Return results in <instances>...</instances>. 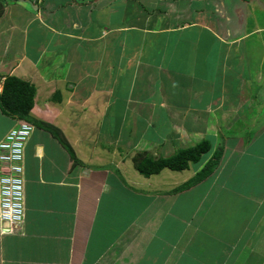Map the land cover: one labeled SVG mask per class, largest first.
<instances>
[{"label":"crops","instance_id":"1","mask_svg":"<svg viewBox=\"0 0 264 264\" xmlns=\"http://www.w3.org/2000/svg\"><path fill=\"white\" fill-rule=\"evenodd\" d=\"M128 1L120 14L112 12L114 0H41L36 11L21 0L4 1L0 90L9 75L34 84L31 116L53 132L36 125L26 141L24 217L10 233L0 221V264H163L164 254L172 257L183 244L179 237L157 241L155 226L158 249L152 254L153 246L142 248L136 236L147 234L145 226L133 227L141 216L145 225L151 207L169 218L168 205L182 192L159 186L164 169L151 175L156 181L140 175L132 156L167 157L201 139L211 141L215 128L222 130L227 83L235 96L243 93L251 101L259 93L244 90L264 89L262 68L245 76L247 61L238 51L250 32L231 38L222 24L205 21L234 14L241 24L243 3L248 11L256 0L231 8L223 0H174L168 15L155 0ZM190 10L200 19L190 18ZM190 29L195 32L171 34ZM223 55L229 60L225 70ZM207 73L216 74L219 101L211 100ZM164 120L171 131L151 134ZM18 121L0 112V140ZM196 170L192 166L188 179ZM135 240L141 246L132 250ZM260 250L255 264H264Z\"/></svg>","mask_w":264,"mask_h":264},{"label":"rangeland","instance_id":"2","mask_svg":"<svg viewBox=\"0 0 264 264\" xmlns=\"http://www.w3.org/2000/svg\"><path fill=\"white\" fill-rule=\"evenodd\" d=\"M145 1L149 2V0ZM173 1L155 0L154 4L156 2L158 10L163 9L168 15V10L170 11L171 5L175 3ZM223 1L231 8L235 5L234 2H239L240 5L247 0ZM260 1L256 0L254 6L248 7V11H245L243 3L242 13L245 19L241 24L240 17L234 14L230 16L231 19L223 17V20L217 18L205 20L209 24H222L223 32H229L231 38L250 32L240 41L238 50L243 62L247 61L244 67V74L247 77H254L257 69L261 68L264 76V30H254L257 27H264V0ZM114 2L117 5L113 7L112 12L117 14L122 13V7L129 3L128 0H114ZM189 12L188 16L193 20L200 19L199 15H194L191 10ZM191 31L192 29L171 34L183 36L195 32ZM224 52L225 50L223 54ZM228 62L227 57L223 55L225 64L223 70L228 68ZM207 75L211 78V100L219 101L220 86L214 78L216 74L207 73ZM218 76L221 80V72ZM224 82L225 80H223V88L226 84ZM226 88L231 92L227 95L224 94V90L221 92L223 98H227L226 102L223 99V110L226 113L223 115V124L220 123L224 132L215 128V135L211 133L209 136V139L216 143V149L222 152L223 162L197 187L182 192L172 203H169L168 206L173 209V214L169 218H163V214L161 217L158 216L157 209L151 207L145 211V225L141 224L143 222L141 216L133 227V230H136L137 226L142 228L145 226L147 234L140 232L136 233V236H140L137 239H141L142 248L148 246L149 251L153 246L152 254L158 249L155 245L156 238L153 237L155 230L158 229L157 241L179 237V243L183 244L179 245V249L172 257H170L171 253L164 254L163 264H255L256 250L261 249V253H264V89L261 86L258 91L244 90L246 95L259 93V96L256 94V98L251 101L248 96H243V93L235 96L234 92L237 90H234L230 84L227 83ZM208 95L207 91L206 96ZM156 124L157 128L150 131L155 136L165 135L172 129V124L166 120ZM189 125L195 123L189 122ZM217 135H221L219 140L214 139ZM208 158L209 155H204L203 162L191 163L189 169L184 171L172 172L164 169L158 176L162 180L159 186L180 185L192 175V166L199 170ZM150 180L156 181L155 176H151ZM198 204V210L195 211ZM253 245L258 248H253ZM131 246L134 248L132 250H135L141 245L135 240ZM167 248L171 251L170 246ZM150 257V254L146 255L147 261Z\"/></svg>","mask_w":264,"mask_h":264},{"label":"trees","instance_id":"3","mask_svg":"<svg viewBox=\"0 0 264 264\" xmlns=\"http://www.w3.org/2000/svg\"><path fill=\"white\" fill-rule=\"evenodd\" d=\"M4 1L0 0V15L3 12ZM40 1L35 0L34 2L38 4ZM1 85L0 112L3 115L15 120H25L34 126L37 125L53 132V128L49 124L33 119L31 116L30 112L34 105L36 92L34 84L14 75H9L3 79ZM55 134L60 138L57 132ZM61 142L64 143L62 139ZM65 146L69 151V147ZM203 155L210 156L200 169L190 179L170 190L171 194H178L197 185L207 178L216 167L220 166L222 152L219 149L213 150L210 140L201 139L194 145L181 148L167 157H154L147 152H136L131 160L134 169L143 177L148 178L151 175L159 174L165 168L177 172L188 169L191 163L203 162Z\"/></svg>","mask_w":264,"mask_h":264},{"label":"built area","instance_id":"4","mask_svg":"<svg viewBox=\"0 0 264 264\" xmlns=\"http://www.w3.org/2000/svg\"><path fill=\"white\" fill-rule=\"evenodd\" d=\"M33 129L29 122L19 120L0 140V221L4 233L12 232L23 221L24 148Z\"/></svg>","mask_w":264,"mask_h":264},{"label":"water","instance_id":"5","mask_svg":"<svg viewBox=\"0 0 264 264\" xmlns=\"http://www.w3.org/2000/svg\"><path fill=\"white\" fill-rule=\"evenodd\" d=\"M21 1L30 4V5H31V8H32L33 10H35V11L38 9V5H37V4H32L31 2H28V1H26V0H21Z\"/></svg>","mask_w":264,"mask_h":264},{"label":"clouds","instance_id":"6","mask_svg":"<svg viewBox=\"0 0 264 264\" xmlns=\"http://www.w3.org/2000/svg\"><path fill=\"white\" fill-rule=\"evenodd\" d=\"M26 1H28V2H31L30 0H26ZM32 4H36L34 1H32L31 2ZM25 121V120H24ZM30 123V122H29ZM31 124V123H30ZM33 125V124H32ZM34 126V125H33ZM24 193H25V191H24ZM24 217V216H23ZM22 223V222H21Z\"/></svg>","mask_w":264,"mask_h":264},{"label":"bare ground","instance_id":"7","mask_svg":"<svg viewBox=\"0 0 264 264\" xmlns=\"http://www.w3.org/2000/svg\"><path fill=\"white\" fill-rule=\"evenodd\" d=\"M4 219H5V218H4ZM4 219H3V220H4ZM3 223H5V222H3Z\"/></svg>","mask_w":264,"mask_h":264}]
</instances>
